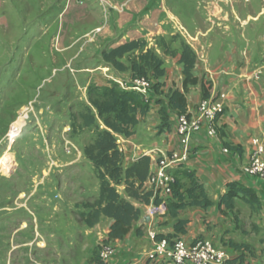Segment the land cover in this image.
<instances>
[{"label":"rangeland","instance_id":"374dc122","mask_svg":"<svg viewBox=\"0 0 264 264\" xmlns=\"http://www.w3.org/2000/svg\"><path fill=\"white\" fill-rule=\"evenodd\" d=\"M48 1L53 0H0V165L7 157L20 166L14 174L12 171L16 168L10 169L9 176L13 174L10 180H3L9 176L0 170V200L2 194H17L22 188L28 194L32 189V183L22 186L23 164L55 162L50 150L54 146L55 150L63 148L66 140L79 147L90 141L92 130L81 128L78 119L88 105L89 87H107L114 83L111 77L121 82L123 87L133 85L129 64L138 52L118 60L126 68L124 74L118 73L102 58L104 52L108 53L122 45L119 43L145 41L146 49L152 50L163 61L165 76L158 80L162 84L160 91L156 92L153 88L157 81L148 78L149 87L143 95V101L149 105V109L158 110L146 121L154 131H157L160 123V105L157 101H166L168 91L177 85L182 75L178 63L181 43L187 44L196 54V74L201 81L208 79L206 70L218 71L234 65L238 69L245 66L251 72L263 67L264 0H55V5H49ZM24 4L31 6L24 8ZM72 30L81 41L65 54L59 53L58 49L68 44L66 37ZM86 33L93 39L107 38L109 42L101 54H95H99L96 57L87 58L81 54L79 60L71 59L77 53V48L84 44ZM245 52L253 57L248 65L239 58L243 57L245 61ZM68 59L71 60L67 66ZM127 72L129 75L125 74ZM261 72L260 79L264 74L263 70ZM96 75L104 77L107 85L92 83L91 79L95 80ZM248 81L258 83L261 80L253 76ZM209 83L210 80L205 81L206 85ZM117 85L122 89L121 85ZM209 88L205 87L206 90ZM156 114L159 116L158 121ZM14 117L16 119H12ZM18 117L23 118V126L10 138V128ZM9 120L12 121L6 129ZM160 134L158 131L153 134L154 147L155 143H160ZM150 154L158 166L160 154ZM133 156L131 152L125 158L129 161ZM83 163V196L89 197L96 193L98 179L92 165L86 161ZM241 178L246 187L260 193L264 205V180L245 174ZM116 189L123 198L132 201L126 197L122 186ZM71 192L70 196L52 187L47 192L38 191L44 196L43 203L49 209L46 218L60 230L65 228L66 221L69 222L76 212L75 207L68 203L74 204L81 195L78 190ZM61 204L63 215H58L57 219L51 217V209ZM144 213L146 216V209ZM28 214L29 211L25 209L14 215L0 217V264H19L18 256L22 250L13 247V244H18L23 234L20 222ZM258 215L257 211L237 201L229 217L236 226L235 230H238L235 235L241 240L237 241L233 230L226 231L222 239L227 241L224 246L229 245V248H232L231 245H242V257L253 259V264H264V228L255 224L258 220L264 226V218ZM105 228L106 225L101 224L99 231L103 233ZM147 232L144 238H140L133 230V236L121 243H111L105 239L98 244L84 241L76 256L78 264H147L146 255L151 249ZM105 246L111 247L114 255L110 262L101 263L98 251ZM225 264L240 263L236 257Z\"/></svg>","mask_w":264,"mask_h":264},{"label":"crops","instance_id":"0c3cea01","mask_svg":"<svg viewBox=\"0 0 264 264\" xmlns=\"http://www.w3.org/2000/svg\"><path fill=\"white\" fill-rule=\"evenodd\" d=\"M49 2L50 1H48V3ZM54 2L55 0L51 1L49 5H55ZM24 6V8H26L31 5L24 4ZM84 37L86 38L84 44L77 48V53L73 55L71 59L75 58L74 60H76V58L78 59L81 57V54H84L83 57L87 58L96 57L99 54H95H101L104 47L109 42L107 38L102 40L93 39L90 36L88 37L87 33ZM66 38L68 44L58 49L61 54H65L66 51L72 50L76 44L81 41L79 35L76 36L74 34V30H72ZM239 58L241 60L243 59L242 62L248 65L253 57H251L248 52L245 55V61L243 57L239 56ZM261 58L264 59V55H262ZM71 59L67 60V66ZM226 60L228 61V59ZM262 66L261 68L264 73V62ZM196 70L197 61L194 68V75L199 78L196 74ZM179 71L181 72L180 65ZM206 72H208L209 75H207L208 79H205V81L210 80V83L206 85L204 80H202V83L205 87L210 86V88L207 89L209 97L217 95V92L226 95L224 113L217 122V135L209 137L205 128H202L198 133L194 134L189 143L190 153L187 161L179 164L173 172H177L175 178L182 185V190L188 187V181L183 175V172H192L199 183L203 185L213 206L207 209L188 207L179 211L177 219L188 221L186 234L173 236L172 225L175 222L174 219L170 218L168 214H164L149 219V222L144 224L141 221L142 218L145 217L144 212L148 206L132 200L133 202H130L136 208L140 209V211L143 207V211H141L139 224L137 225L138 222L133 224L131 231L123 241L132 237V231L134 230L135 232V229L140 227L142 232V235L139 236L140 238H144L145 231L147 230H154L158 236L167 237L172 235V238L186 241H190L196 237H202L219 244L221 246L220 249L226 256V261H230L238 257L242 252L229 248V245L224 246V243H227V241L225 239L223 240L222 236L226 231L233 230L235 231L234 236L237 237V241L241 239L239 236L235 235L238 230H235L236 226L231 222L229 217L231 212L225 211L222 208L225 212L221 213L217 207V202L219 197L225 192L227 183L237 182L245 186L241 178L243 174V163L247 160L255 143L261 144L264 147V74L261 79L259 78L261 81L257 83L248 81L253 78L256 70L250 72L245 66L238 69L233 65L227 68L223 67L222 70H206ZM118 73L124 74V72ZM125 74L129 75V72ZM91 76L93 78V75ZM96 77L97 78L93 81L91 79L92 83L97 82L96 84L99 86L107 85L104 77L102 78L97 75ZM181 84L182 75L177 85L172 88L182 91ZM261 97L263 98L261 99ZM185 98L187 101V113L195 114L198 103L203 98L200 85L189 88ZM157 112V109H152L151 107L144 117H139V124L133 129V134L130 137L117 138L118 148L123 149L125 153L123 166H128L138 157L146 155L151 158L150 172H152L156 169V163L150 153L162 152L169 154L171 151H178L180 149L177 136L174 133V125L177 117L175 112H171L169 115L170 130L160 134L158 137L160 143H155L156 146L154 147L153 134L157 131L148 127L146 121L152 113ZM156 117L158 121L159 116L157 114ZM19 118L20 117H18L17 120H19V123H22V125L18 127V123L17 126H14L16 129L15 135L23 126V118ZM12 119H16V117ZM11 121L12 120H9L6 129L9 127ZM43 133L46 132L43 131ZM65 143L66 144L61 149H53L55 146L51 148L50 155L52 154V156H54L55 162H46L45 164L41 162L23 164L24 171L22 176L24 180L22 181V186L25 187L28 183H32L31 185H33L28 194L24 188H22L17 194L9 193L7 196L6 194L1 195L0 201L4 202L0 203V217L7 214L14 215L19 211H25V209L29 211L28 217L25 215L26 217L20 222V229L23 234L19 238L18 244H13V247H20L22 250L18 256L20 259L19 264H78L76 256L79 254L84 241L87 244H89L90 241L98 244L101 240L107 239V233L112 224L110 219L101 217L93 227L89 228L85 225L81 217L82 214H87L89 212L83 205L88 203L92 204L99 193V181L96 179L98 181L96 193L89 197L83 196L85 192V188L83 187L84 184H82V182L85 181L83 175L85 165L83 162H89L83 156L82 149L84 145L79 147L69 140H66ZM225 144L234 149L228 150L227 153L223 152ZM133 146L138 149V153L136 152L135 157L130 158L128 161L125 156L131 152H133V154L135 153V151H133L134 149H132ZM42 152L45 153L46 149ZM4 160L5 162H3ZM4 160L0 165V170L3 173H7L6 176H9V167L7 168L6 166L7 159ZM12 167H14L13 169L16 168L15 171H12L14 174L20 166L14 162L11 165V168ZM13 174L7 178H3V180H10ZM29 176L33 177L28 179ZM49 187H52L55 191L62 190V192H66L70 196L72 194L71 190H78L81 193L74 204L68 203L69 206L75 207L76 212L72 215V218L69 219V222L66 221V226L63 230L55 228L50 224L48 218H46L47 215H49V209L48 206L43 203L44 196L39 194L38 191L41 189L42 192H47ZM251 189L256 192L261 201L262 208L258 211V216L264 218L262 196L254 188ZM63 209L62 204L54 206L50 211L51 217L54 216L55 219L58 218V215L61 217L63 215ZM34 215L37 216V219ZM55 222L57 221L55 220ZM164 223L169 224L162 225ZM101 224L106 225L103 233L99 231ZM255 224H257L259 228H264L262 223L258 220L255 221ZM123 241L110 242L121 243ZM243 254L245 253L243 252ZM262 257L264 258V255H262ZM243 259V264H247V262L253 264V259H245V256Z\"/></svg>","mask_w":264,"mask_h":264},{"label":"trees","instance_id":"16d2710c","mask_svg":"<svg viewBox=\"0 0 264 264\" xmlns=\"http://www.w3.org/2000/svg\"><path fill=\"white\" fill-rule=\"evenodd\" d=\"M180 46L178 63L183 76L182 91L170 89L165 102L157 101L160 105V123L157 131L160 133L170 130L169 115L171 112H175L177 116H189L185 95L190 87L200 85L202 97H209L202 81L194 75L196 54L187 44L181 43ZM133 52H138V54L129 64L132 80L152 78L157 81L153 88L159 92L162 84L158 80L165 76L163 61L152 50L146 49L145 41H129L108 53L104 52L102 58L116 71L124 72L126 68L118 60ZM87 96L88 105L85 106L84 112L79 115L78 119L81 122V128L91 129L93 136L83 147L82 152L94 168L99 181V193L92 204L84 205L89 212L82 214L81 217L89 228L93 227L101 217L110 219L112 224L106 240L123 241L131 231L133 224L140 221L141 212L130 201L123 198L116 188L122 186L127 198L149 206L152 192L144 191L143 184L150 174L151 158L146 155L140 156L124 167V156L118 149L117 137H130L133 129L139 124V117H144L149 112V105L143 101L140 94L120 89L114 83H110L107 87H89ZM225 148L234 149L226 144ZM183 175L188 181V187L182 190V185L176 179L173 187V200L167 206L168 216L175 220L172 225L173 236L186 234L188 221L177 219L179 211L188 207L207 209L213 206L203 185L199 183L195 175L187 171L183 172ZM237 201L257 212L262 208L256 192L237 182L226 184V190L219 197L217 207L221 213L231 212L235 209ZM153 204L157 205L158 202L154 200ZM135 234L138 237L142 235L141 227L135 229ZM167 238H172V235ZM231 246L238 251L244 248L242 245ZM262 253L264 254V248ZM237 261L240 264L243 263L242 254L237 257Z\"/></svg>","mask_w":264,"mask_h":264},{"label":"built area","instance_id":"2783aa9c","mask_svg":"<svg viewBox=\"0 0 264 264\" xmlns=\"http://www.w3.org/2000/svg\"><path fill=\"white\" fill-rule=\"evenodd\" d=\"M261 71V68L256 70L255 79H259ZM110 80L122 86L117 79L111 77ZM148 80L144 78L134 79L131 87L122 86V89L135 91L143 97L149 87ZM225 98V94L203 98L199 102L195 114L176 117L174 133L177 136L180 149L171 151L169 154L158 152L161 156L159 165L156 166L154 171L150 172L143 184L144 191L152 192L151 203L146 209V215L150 219L167 214V206L173 200V187L176 183L173 169L187 161L190 153L189 143L191 137L202 128H205L209 137L217 135V122L224 113ZM132 149L138 152L136 147L133 146ZM119 151L124 156V150L119 149ZM223 152L227 153L228 149L224 148ZM242 172L246 176L264 180L263 145L258 143L253 145L247 160L243 163ZM154 200L158 202L157 205L153 204ZM147 239L151 244V249L146 255L147 264H225L227 260L223 251L212 241L205 238L197 237L190 241L167 237L158 238V234L154 230H148ZM113 255V249L108 246L101 247L98 251L101 263L110 262Z\"/></svg>","mask_w":264,"mask_h":264},{"label":"bare ground","instance_id":"6f19581e","mask_svg":"<svg viewBox=\"0 0 264 264\" xmlns=\"http://www.w3.org/2000/svg\"><path fill=\"white\" fill-rule=\"evenodd\" d=\"M21 110H22V109H21ZM25 110H26V109H25ZM20 115H21V114H20ZM23 116H24V115H23ZM19 119H22V118H19ZM18 123H19V120H17V121L12 125V127L10 128V132H9V137H10V138H13V137L15 136L16 129L14 128V126H17ZM20 125H22V123H19L18 127H19ZM5 159H7V157H5ZM13 163H14V161H13L12 158H10V160L7 159L6 166H7V168L9 167L8 172L10 171V169H11V165H12ZM6 174H7V173H6Z\"/></svg>","mask_w":264,"mask_h":264},{"label":"water","instance_id":"95a60500","mask_svg":"<svg viewBox=\"0 0 264 264\" xmlns=\"http://www.w3.org/2000/svg\"><path fill=\"white\" fill-rule=\"evenodd\" d=\"M149 219H150V217L148 215H146L145 217L142 218V221L141 222L144 223V224H146V223L149 222Z\"/></svg>","mask_w":264,"mask_h":264}]
</instances>
